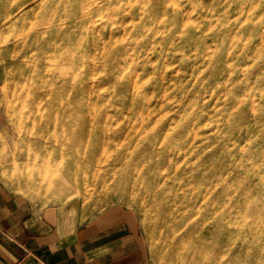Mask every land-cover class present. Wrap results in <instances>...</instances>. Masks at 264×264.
<instances>
[{
    "label": "rangeland",
    "instance_id": "1",
    "mask_svg": "<svg viewBox=\"0 0 264 264\" xmlns=\"http://www.w3.org/2000/svg\"><path fill=\"white\" fill-rule=\"evenodd\" d=\"M0 180L133 210L153 264H264V0H0Z\"/></svg>",
    "mask_w": 264,
    "mask_h": 264
},
{
    "label": "crops",
    "instance_id": "2",
    "mask_svg": "<svg viewBox=\"0 0 264 264\" xmlns=\"http://www.w3.org/2000/svg\"><path fill=\"white\" fill-rule=\"evenodd\" d=\"M0 264L153 263L133 210L87 213L72 200H32L0 180Z\"/></svg>",
    "mask_w": 264,
    "mask_h": 264
},
{
    "label": "bare ground",
    "instance_id": "3",
    "mask_svg": "<svg viewBox=\"0 0 264 264\" xmlns=\"http://www.w3.org/2000/svg\"><path fill=\"white\" fill-rule=\"evenodd\" d=\"M109 15H110V14H109ZM110 16H111V15H110ZM33 66H34V65H33ZM49 66H51V65H49ZM46 68H47V67H46ZM51 68H52V66H51ZM47 71H48V70H47ZM22 83H23V82H22ZM23 84H24V83H23ZM23 84H22V85H23ZM26 91H27V90H26ZM24 95H25V94H24ZM77 163H78V162H77ZM46 170H47V169H46ZM48 172H49V170H48ZM44 173H45V172H44ZM58 173H59V172H58ZM45 174H46V173H45ZM44 176H45V175H44ZM44 178H45V177H44ZM44 178H43V179H44ZM47 178H48V176H47ZM48 179H50V178H48ZM158 186H159V185H158ZM260 250H261V249H260ZM262 250H263V249H262Z\"/></svg>",
    "mask_w": 264,
    "mask_h": 264
}]
</instances>
